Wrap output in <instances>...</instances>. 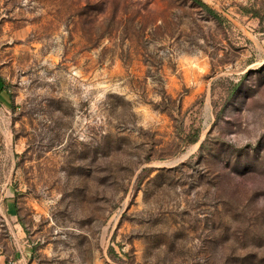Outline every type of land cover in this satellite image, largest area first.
Wrapping results in <instances>:
<instances>
[{"label":"rangeland","instance_id":"1","mask_svg":"<svg viewBox=\"0 0 264 264\" xmlns=\"http://www.w3.org/2000/svg\"><path fill=\"white\" fill-rule=\"evenodd\" d=\"M0 74V264H264V0H0Z\"/></svg>","mask_w":264,"mask_h":264},{"label":"crops","instance_id":"2","mask_svg":"<svg viewBox=\"0 0 264 264\" xmlns=\"http://www.w3.org/2000/svg\"><path fill=\"white\" fill-rule=\"evenodd\" d=\"M11 104V99L9 98L8 92L6 90V87L4 85V80L3 77L0 74V109L1 107H7L8 105ZM2 198H5L4 200V205H1ZM3 210L13 216L15 214V199L13 198V194L7 192V190L2 189L0 187V210Z\"/></svg>","mask_w":264,"mask_h":264},{"label":"trees","instance_id":"3","mask_svg":"<svg viewBox=\"0 0 264 264\" xmlns=\"http://www.w3.org/2000/svg\"><path fill=\"white\" fill-rule=\"evenodd\" d=\"M211 13H213L214 11L212 9H209Z\"/></svg>","mask_w":264,"mask_h":264}]
</instances>
